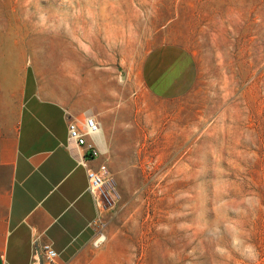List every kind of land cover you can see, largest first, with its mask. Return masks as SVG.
Listing matches in <instances>:
<instances>
[{
  "label": "rangeland",
  "instance_id": "rangeland-1",
  "mask_svg": "<svg viewBox=\"0 0 264 264\" xmlns=\"http://www.w3.org/2000/svg\"><path fill=\"white\" fill-rule=\"evenodd\" d=\"M83 32L118 60L105 192L66 264H264V0H0V58H70L82 88ZM152 55L191 58L189 89L136 79Z\"/></svg>",
  "mask_w": 264,
  "mask_h": 264
},
{
  "label": "crops",
  "instance_id": "crops-1",
  "mask_svg": "<svg viewBox=\"0 0 264 264\" xmlns=\"http://www.w3.org/2000/svg\"><path fill=\"white\" fill-rule=\"evenodd\" d=\"M86 35L83 88L70 58H0V264H40L44 243L66 264L92 236L98 209L87 172L102 170L106 145L97 139L92 158L67 141L66 122L109 110L104 79L118 59L89 58ZM192 78L191 58L153 55L136 77L164 98L183 94Z\"/></svg>",
  "mask_w": 264,
  "mask_h": 264
},
{
  "label": "built area",
  "instance_id": "built-area-1",
  "mask_svg": "<svg viewBox=\"0 0 264 264\" xmlns=\"http://www.w3.org/2000/svg\"><path fill=\"white\" fill-rule=\"evenodd\" d=\"M67 141L75 142L78 146L88 152L90 156L97 157L100 152L96 148V140L100 138L97 134L101 133V127L97 119L90 114H85L81 119H68L66 122ZM88 191L98 198L104 195V186L106 177L100 172L89 170L87 172ZM42 255V264H59L58 255L51 248L50 244L44 243L40 245L38 254ZM41 264V263H40Z\"/></svg>",
  "mask_w": 264,
  "mask_h": 264
},
{
  "label": "bare ground",
  "instance_id": "bare-ground-1",
  "mask_svg": "<svg viewBox=\"0 0 264 264\" xmlns=\"http://www.w3.org/2000/svg\"><path fill=\"white\" fill-rule=\"evenodd\" d=\"M62 1H64V0H62ZM99 123V122H98ZM99 125H100V123H99ZM102 134V128H101V133H100V131H99V134H97L98 135V137L100 136ZM120 147V146H119Z\"/></svg>",
  "mask_w": 264,
  "mask_h": 264
}]
</instances>
